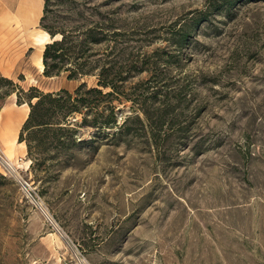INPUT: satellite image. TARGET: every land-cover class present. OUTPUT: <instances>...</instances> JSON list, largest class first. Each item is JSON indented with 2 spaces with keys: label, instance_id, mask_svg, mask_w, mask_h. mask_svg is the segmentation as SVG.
Returning <instances> with one entry per match:
<instances>
[{
  "label": "rangeland",
  "instance_id": "374dc122",
  "mask_svg": "<svg viewBox=\"0 0 264 264\" xmlns=\"http://www.w3.org/2000/svg\"><path fill=\"white\" fill-rule=\"evenodd\" d=\"M47 27L101 40L44 93L113 63L118 93L0 158V264H264V0H48ZM110 100L118 127L83 123Z\"/></svg>",
  "mask_w": 264,
  "mask_h": 264
},
{
  "label": "trees",
  "instance_id": "16d2710c",
  "mask_svg": "<svg viewBox=\"0 0 264 264\" xmlns=\"http://www.w3.org/2000/svg\"><path fill=\"white\" fill-rule=\"evenodd\" d=\"M47 1L46 0V11L47 13ZM230 2V1H229ZM45 16L42 21H44ZM47 30L52 37H56L58 34H62L60 39H56L52 42L46 44L44 50V75L47 77L60 76L64 71H69L67 78L68 80H77L82 79L87 75L94 74L95 70L98 69V65L93 64V61H90V55L88 49L92 45L100 42V37H97L94 28H91L87 31H80L83 35V38L80 39L79 36H74L72 31H67L66 29L57 30L50 27H47ZM65 64H71L69 68L64 69ZM119 70L115 63L111 67L107 68L105 65L101 68L98 73V84L96 87L88 88L87 84L82 83L74 93L70 92L66 88H62L57 91H50L44 93L45 91L39 89L36 86L30 87L28 90L21 88L17 83V97L18 103H27L30 107L29 116L26 119L20 133L19 142H26L28 148V155L33 156V146L32 138L39 133L45 131H57L54 129L56 124H59L60 120H64L67 123V118L72 113L80 112L82 113L84 109L93 110L97 105H99L98 100L93 98V95H102L103 97L115 96V93H118L117 80L119 77ZM7 79V78H0ZM103 88L112 87L113 90L108 93H104ZM36 91L37 95H32L29 99H22V92ZM37 98L38 100L34 103L33 99ZM112 101H109L106 108L109 109L110 114L107 117L103 118V115L100 117H95L92 120L87 118V113H85L83 123L91 124L97 129H107L112 127H118L117 118H116V106L111 105ZM87 110V111H88ZM64 122V123H65ZM69 124V123H68ZM71 127H60L59 130L71 131ZM26 134L29 137H26ZM59 140L58 137H54ZM67 140L70 141V138ZM66 142V141H64Z\"/></svg>",
  "mask_w": 264,
  "mask_h": 264
},
{
  "label": "crops",
  "instance_id": "0c3cea01",
  "mask_svg": "<svg viewBox=\"0 0 264 264\" xmlns=\"http://www.w3.org/2000/svg\"><path fill=\"white\" fill-rule=\"evenodd\" d=\"M45 11L46 0H0V78L15 83L19 80L17 84L25 90L28 84V88L36 86L45 91L39 82L40 77H47L43 58L47 42L40 44L35 40L38 33L45 31L41 28ZM3 101L0 105V150L6 148L4 137H17L15 153L22 157L27 154V146L19 142V137L29 116L30 111L24 116L29 105L19 104L16 93Z\"/></svg>",
  "mask_w": 264,
  "mask_h": 264
},
{
  "label": "bare ground",
  "instance_id": "6f19581e",
  "mask_svg": "<svg viewBox=\"0 0 264 264\" xmlns=\"http://www.w3.org/2000/svg\"><path fill=\"white\" fill-rule=\"evenodd\" d=\"M35 40L37 42H39L40 44L41 43L45 44L46 42L49 43V42L53 41L52 37L50 36L49 32H47V31H44L43 33H38L35 36ZM41 46H43V45H41ZM40 66L43 67L41 64H40ZM29 111H30V107L26 106V111L24 113L25 117L28 115ZM4 140H5L4 143L6 145V148L0 150V151H2V154L4 155L3 156L0 153L1 161L11 172L16 173L17 171H16V168H15L12 160H13V157L16 155L15 149L18 145L17 137H4Z\"/></svg>",
  "mask_w": 264,
  "mask_h": 264
}]
</instances>
